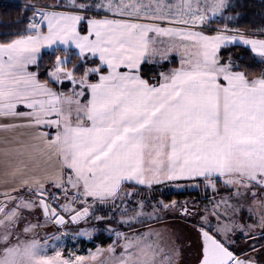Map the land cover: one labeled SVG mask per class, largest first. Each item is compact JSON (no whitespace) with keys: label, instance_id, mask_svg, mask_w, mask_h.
I'll list each match as a JSON object with an SVG mask.
<instances>
[{"label":"snow or ice","instance_id":"1","mask_svg":"<svg viewBox=\"0 0 264 264\" xmlns=\"http://www.w3.org/2000/svg\"><path fill=\"white\" fill-rule=\"evenodd\" d=\"M237 7L22 5L0 37V264H183L154 226L177 209L194 264H264V21ZM157 186L203 195L149 211ZM70 225L111 243L66 251Z\"/></svg>","mask_w":264,"mask_h":264},{"label":"rangeland","instance_id":"2","mask_svg":"<svg viewBox=\"0 0 264 264\" xmlns=\"http://www.w3.org/2000/svg\"><path fill=\"white\" fill-rule=\"evenodd\" d=\"M18 3H15L16 5ZM21 4V3H19ZM213 27H215L213 25ZM160 188V189H171L174 192H189L193 191L195 192L196 195L192 198H186L179 202V204L183 205L185 201L191 202L192 200H196L199 197L203 195L202 190L196 191V190H191V189H182V190H177L174 187L170 186H157L155 189ZM148 190L145 189L142 193H140L141 196H143L146 200L149 201L148 204V210H151V203L155 202L156 200H160L156 195H154V190ZM139 199V196L137 197ZM190 206V205H189ZM155 227H158V229L164 233V238L165 242L171 246L175 247H180L183 246V254H182V261L183 264H194L195 256H194V242H195V235L194 233L191 232L190 225H188L185 222V219L181 216L180 210L177 209L175 211H172L166 215V219L156 225ZM69 236L65 240V250L67 251L68 249H71L75 247L82 253H86L88 249H93L95 250L97 245H102V243L96 241L101 239L100 232L96 234L95 239H93L91 242L87 241L86 239H82L80 241H73L71 233H74L78 229H76L73 226H69ZM49 232H55L56 229L54 228H49ZM103 236H105V239L103 240H110L108 237V234L106 232H103ZM179 240V244H174L175 241ZM111 243V240L108 242V244ZM189 244H193V247L190 249ZM104 247V246H103Z\"/></svg>","mask_w":264,"mask_h":264},{"label":"trees","instance_id":"3","mask_svg":"<svg viewBox=\"0 0 264 264\" xmlns=\"http://www.w3.org/2000/svg\"><path fill=\"white\" fill-rule=\"evenodd\" d=\"M28 0H0V37L3 34L15 31L17 27H22L17 24V21L23 15L22 6L14 5L15 3H26ZM41 3L47 2L52 3V0H40ZM239 4V7L235 9L238 13V19L233 22V26L244 28H251L252 26H259L264 21V0H235ZM31 13L29 12L28 15ZM215 26V25H214ZM234 52H239L238 49H233ZM47 60V57H45ZM247 62V61H246ZM169 67L178 66L177 64H170ZM154 195L158 198L163 199L165 202L176 200L181 202L186 198L194 197L195 192H174L171 189H160L154 190ZM103 231L100 232L101 239L96 240L104 247H107L110 240H103Z\"/></svg>","mask_w":264,"mask_h":264},{"label":"built area","instance_id":"4","mask_svg":"<svg viewBox=\"0 0 264 264\" xmlns=\"http://www.w3.org/2000/svg\"><path fill=\"white\" fill-rule=\"evenodd\" d=\"M19 5H21V6H22V5H24V4H19Z\"/></svg>","mask_w":264,"mask_h":264}]
</instances>
